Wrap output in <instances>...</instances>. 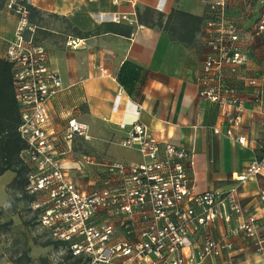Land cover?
<instances>
[{"label":"built area","instance_id":"1","mask_svg":"<svg viewBox=\"0 0 264 264\" xmlns=\"http://www.w3.org/2000/svg\"><path fill=\"white\" fill-rule=\"evenodd\" d=\"M202 1L207 6L200 33L205 51L196 95L218 107L212 131L246 146L255 142L245 134L246 108L264 106V70L256 66L264 48V0ZM236 2L241 13L229 14ZM6 6L15 13L3 57L12 66L18 131L26 144L19 154L28 166L25 193L39 227L84 264H225L239 236L251 239L264 257L261 220L245 213L238 195L250 176L264 177V145L240 173L231 174L236 183L227 189L195 191L189 150L160 139L139 121L119 141L140 155L139 162L82 156L68 168L64 155L70 142L87 139L88 126L74 116L62 133L48 126V103L63 90V82L45 47L34 39L28 9L17 0H7ZM258 7L262 12L250 14ZM111 19L127 16L113 13ZM66 45L74 49L79 39L70 37ZM259 124L264 127V118ZM257 199L264 208V189Z\"/></svg>","mask_w":264,"mask_h":264},{"label":"crops","instance_id":"2","mask_svg":"<svg viewBox=\"0 0 264 264\" xmlns=\"http://www.w3.org/2000/svg\"><path fill=\"white\" fill-rule=\"evenodd\" d=\"M23 1L41 14L38 29L43 32L36 42L45 47L64 86L48 103V126L62 133L67 118L74 116L87 124L88 132L90 129L100 133L101 138L92 143L109 156L104 161L85 154L81 157L88 156L95 162H139L141 157L136 151L119 144L138 121L160 139L189 150L188 172L198 192L231 187L236 183L231 174L240 173L258 156L264 145V127L259 124L264 118V106L246 108L245 134L255 142L249 141L245 146L212 131L210 126L217 120L218 107L196 95L205 51L200 33L207 6L202 0ZM145 6L165 14L179 9L198 16L196 45L174 42L164 30L140 24L136 9ZM240 7L236 2L229 14H240ZM262 10L258 7L250 14ZM113 13H123L127 19L115 22L111 19ZM2 14L11 13L0 9V57L14 27V18L10 26V20ZM54 18L64 19L67 27H60ZM70 37L79 39L74 49L66 45ZM256 66L264 70V48L259 51ZM115 150L120 151L117 157L110 155ZM69 152L64 155L65 164L71 161ZM76 165L77 162L70 167ZM14 176L11 170L0 175V206L7 201L6 188ZM263 189L264 177L260 175L250 176L238 188L245 213H253L261 220L262 231L264 208L257 194ZM219 231L217 227L212 234L217 236ZM224 259L225 264H264V257L255 252L252 240L244 236L235 239L234 249Z\"/></svg>","mask_w":264,"mask_h":264},{"label":"rangeland","instance_id":"3","mask_svg":"<svg viewBox=\"0 0 264 264\" xmlns=\"http://www.w3.org/2000/svg\"><path fill=\"white\" fill-rule=\"evenodd\" d=\"M6 2L7 0H0V9H6L11 13L2 14L10 20L9 24L11 26L12 14L15 12L7 8ZM17 2L25 4L23 0H17ZM203 4H206V2H203ZM143 10L142 7L139 8L140 12H143ZM28 14H32L30 18L32 22L37 24L39 16L35 14L39 13L29 11ZM54 21L60 27H67L64 19L54 18ZM41 32H43L41 29H36L35 41H38ZM88 135L89 139L81 137L72 139L70 152L68 153V157L72 161L65 164L68 165V168L73 163L76 164L81 155L84 154L92 156L96 161L108 159L109 156L106 155V152L92 143L94 139L99 140L101 138L100 133H93L89 129ZM108 144V142L105 143V145ZM110 155L117 157L120 155V151H112ZM6 193L7 201L5 205L0 206V264H84L81 260L76 262V259L69 255L64 246L58 244L46 230L39 227L30 208L28 197H26L19 184L9 183Z\"/></svg>","mask_w":264,"mask_h":264},{"label":"trees","instance_id":"4","mask_svg":"<svg viewBox=\"0 0 264 264\" xmlns=\"http://www.w3.org/2000/svg\"><path fill=\"white\" fill-rule=\"evenodd\" d=\"M24 5L29 11L39 13L31 5L27 3ZM143 9V12H140L139 8L136 9L137 20L140 24L164 30L174 42L182 43L186 46L196 45V34L199 30L200 22L198 16L179 9H172L167 14L148 6L143 7ZM30 15L32 16V14H29V21L35 25L36 31L38 26H40L39 22L42 20L41 14H35L39 16L37 24L32 22ZM11 69V63L4 57H0V175L8 170L13 171L15 176L10 184H19L25 193L28 167L21 161L19 154L26 147V144L18 131L20 113L19 106L14 98ZM25 195L30 202L31 197L26 193ZM69 255L72 257L70 252ZM74 259H76V262L81 260L77 257Z\"/></svg>","mask_w":264,"mask_h":264}]
</instances>
